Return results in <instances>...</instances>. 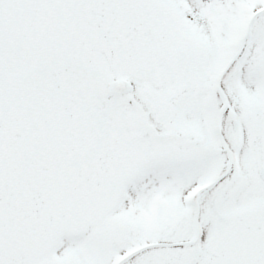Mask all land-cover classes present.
<instances>
[{
  "label": "snow or ice",
  "instance_id": "6c2138e0",
  "mask_svg": "<svg viewBox=\"0 0 264 264\" xmlns=\"http://www.w3.org/2000/svg\"><path fill=\"white\" fill-rule=\"evenodd\" d=\"M0 264H264V0H0Z\"/></svg>",
  "mask_w": 264,
  "mask_h": 264
}]
</instances>
